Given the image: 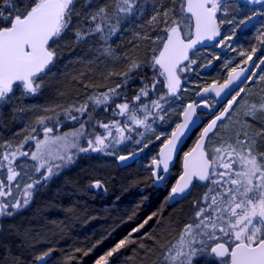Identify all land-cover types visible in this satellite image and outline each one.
I'll return each instance as SVG.
<instances>
[{"label":"snow or ice","instance_id":"1","mask_svg":"<svg viewBox=\"0 0 264 264\" xmlns=\"http://www.w3.org/2000/svg\"><path fill=\"white\" fill-rule=\"evenodd\" d=\"M114 2L116 15L115 23H112L114 17L110 14V5L85 0L84 8L87 11L83 15L87 23L83 30L76 31V39L98 36L106 44L118 33L124 17L133 14L136 0ZM261 2L262 0H244L246 4ZM0 5H3V9H0V104H3L10 100L17 89L25 96L38 92L41 86L38 78L47 74L56 56L53 44L71 27L73 16H80L81 12L77 11V0H0ZM221 7L222 0H161L155 5L146 23L153 30H156V25L163 26L162 31L166 35L156 37L161 44L158 54L157 49H152L154 55L147 64L131 61L127 71L120 73L123 82L90 98L92 105L85 103L65 109V118L77 122L79 127L55 137V141L60 142L59 152L62 153L57 154L55 159L62 163H49L52 154L46 145L53 129L45 121L52 119L51 117H38L36 121L43 129L44 140L28 134L17 146L7 142L0 144V149H3L0 151V169L7 171L6 183L0 179V200H3L0 202V217L12 216V210L26 207L34 188L42 180L47 181L56 174L54 168L59 169L73 162L74 149L81 153L91 151L110 155L106 151L111 147L109 138L116 144L129 139L124 134L125 130L129 133L134 130L129 127V122L135 128L151 129L152 125L147 123L150 118L153 122L157 119L163 121L165 117L162 113L167 112V97L178 98L177 90L181 84L179 73L190 70V65L196 62L190 60L189 50L205 40L212 41L221 35L220 25L225 23L217 17ZM186 25L189 28L194 26V38L187 41L184 38L189 35L185 31ZM144 38L148 36L145 35ZM231 39L232 35L223 38ZM256 52L255 47L249 53L242 52L241 55H246L244 63L252 62V67L256 68L264 65V58L257 57L259 63L253 60ZM101 55L111 57L114 53L110 47H104ZM184 61H189V64L181 67ZM227 66L226 64L225 67ZM142 68L151 69V81L147 72L141 73ZM249 72L250 68L237 71L233 66L228 71L225 83L219 87H205L202 93H197L202 96L200 103L210 111L216 104L203 98L210 92L215 93L218 101L224 100L226 106L219 114L212 112L214 118L200 131L195 145L184 152L182 174L171 188L166 202L176 200L177 197L186 198V193L191 194L194 181L204 183L206 191L200 199L193 201V215L189 218L190 222L181 229L177 243L163 249L162 264H194L200 257L215 258L218 264H264V94L259 101L244 100L241 94L246 89L238 88L237 85L238 82L242 83L256 76V73L248 75ZM133 73L141 75L142 87L129 101L119 90L129 85ZM161 76L164 78L162 81L159 79ZM259 80L264 81V75H260ZM161 83L167 88V93L152 99L151 93ZM261 91L264 93V89ZM229 96L230 99L225 100ZM200 103H189L184 108L183 122L176 123L170 136H167V132L162 133L166 137L163 147L158 158L152 159V177L156 183L166 179L161 170L162 173L170 172L174 154H179L184 137L191 131V125L195 123L193 117ZM101 106L104 112L111 111L113 117L120 116L124 120L104 122L95 119L94 110ZM237 109L242 110L243 117L234 120L233 115ZM73 112L79 115H72ZM88 125L92 126L93 131H86ZM98 129H103V132ZM36 131L35 127L31 129L32 133ZM213 137L217 141L209 151L208 142ZM34 139L36 150L31 153L24 151V145ZM81 139H86V147L80 144ZM156 139L159 140L160 136ZM136 143L139 144L140 141ZM19 157H27L34 164H19ZM128 158L124 155L118 157L120 161ZM29 170L39 173V176L33 177ZM25 176L28 180L22 184ZM13 185L17 191L22 188L19 197L13 192ZM91 187L107 191L100 181L94 182ZM9 197H13V200L9 201ZM156 215H148L105 255L97 259L95 264H110V258L116 257L125 249L136 253V248L131 247L137 245L133 234L141 233ZM132 218L129 216V220ZM143 238L154 242L156 239L146 232L143 233ZM138 247L144 249V252L142 255L136 254L140 255L141 264H146V258L152 253L153 247L142 242ZM52 251L53 249H48L36 255V264H46V258ZM152 264H161V260L153 261Z\"/></svg>","mask_w":264,"mask_h":264},{"label":"trees","instance_id":"2","mask_svg":"<svg viewBox=\"0 0 264 264\" xmlns=\"http://www.w3.org/2000/svg\"><path fill=\"white\" fill-rule=\"evenodd\" d=\"M160 2L161 0H136L133 14L124 17L119 25L120 31L105 44L98 36L76 39V31L83 30L87 23L83 15L87 11L84 8L85 0H77V11L81 12V15L73 16L71 27L53 44L56 56L47 74L38 78L41 88L35 95L27 96L17 89L7 103L0 104V144L7 142L13 146L19 145L24 138V128L27 133L35 127L37 131L34 134L43 136L42 127L36 123L38 117L52 118L45 123L53 129V139L64 130L70 132L72 127H79L77 122L65 118V109L70 106L79 107L85 103L92 105L90 98L123 82L120 73L127 71L131 61L147 64L154 55L152 49H157L158 53L161 44L156 37L166 34L162 31V25H156V30H153L146 21L151 16L153 7ZM235 2L240 5L237 0ZM95 3L110 5V14L114 17L112 23H115L114 0H95ZM178 7L177 5V9ZM0 9H3V5H0ZM259 27L255 34H243L248 40H239L240 54L249 53L248 43L253 39H264V21ZM145 35L148 38H144ZM104 47H110L114 55H101ZM213 47L190 54V60L196 62L190 65V70L179 73L181 93L177 94L178 98L167 97L165 103L168 111L173 108L171 105L178 101L174 107L177 109L172 118L169 114L164 116V120L160 121L161 126L171 129L179 121L187 102L194 99L200 88L222 81L223 77L213 79L212 72L206 70L207 61L211 60L212 56L217 58L212 54ZM220 56H223V53ZM237 56L232 62H236V58H239ZM188 64L189 61L186 65ZM150 71L148 68L141 69V73H148L149 81ZM140 87L141 75L133 73L129 85L119 91L131 101ZM166 93L167 88L161 83L158 84L157 90L151 93V98L156 99ZM39 111H44L45 115H41ZM72 115L79 113L73 112ZM93 115L95 119L104 122L118 117H113L111 111L104 112L103 106L95 108ZM123 120L124 118L121 121ZM86 131H93L92 126L88 125ZM196 137L197 135H194L187 141L184 150L190 148ZM55 142L53 146L57 147V141ZM35 143V140H29L23 150L33 152ZM161 144L162 142L155 138L145 140L139 145L141 147L131 153L136 155V158L129 165H121L118 159L117 164L113 166L98 167L91 152L76 157L74 155L73 162L67 164L69 167L57 171V174L47 181H42L43 183L33 190L30 203L26 207L17 210L12 216L0 218V264H36L34 257L48 249L53 251L46 264H95L97 259L105 255L115 243L127 236L131 229L152 213L157 215L141 233L133 234L137 245L131 247L136 248V253L140 255L144 249L138 247L139 243L153 247L152 253L146 258V264L157 261L159 251L186 220L189 208L187 202L167 206L165 196L150 186V166ZM81 145L87 146L85 139H81ZM24 159L27 161L18 159L17 163L34 164L29 158ZM137 162L140 165H137ZM4 170L0 169V179L6 183ZM29 171L33 177L39 176V173ZM178 174L179 166H175L168 182H174ZM27 180L28 177L25 176L22 184ZM96 181H100L107 191L92 188L91 185ZM14 192L19 197L18 191ZM129 216L133 218L129 220ZM145 232L155 237V242L152 239H144ZM85 252L88 254L85 255ZM136 253L125 249L116 257L110 258V261L112 264H141L140 255ZM130 257L132 259H129Z\"/></svg>","mask_w":264,"mask_h":264},{"label":"rangeland","instance_id":"3","mask_svg":"<svg viewBox=\"0 0 264 264\" xmlns=\"http://www.w3.org/2000/svg\"><path fill=\"white\" fill-rule=\"evenodd\" d=\"M235 1L236 0H222L221 10L217 12L219 20H223V21H225V23L220 25L221 26V32H220L221 35L219 36L216 45H214V47L212 49V53H214L216 55V57H219V59H217V58L211 59V60L209 59L206 63V70L207 71L210 70L209 72H212V63L214 64V66L216 68L215 72L213 71L211 74L213 79H217V78H221V77L224 78L225 76H223V75H226L224 73H228V71L230 70L231 67H233L237 63H240V61L245 58V55L240 54V48H241L240 41H247L248 40V37L243 36V34H245L242 31L244 23H241V21L245 22L247 14L245 13V10L242 8V6H240ZM258 12L261 14V16H263L264 15V6L261 7V9H259ZM258 12H257V14H258ZM260 20H261V22L259 24L262 25L264 18L262 17ZM227 21H231V23H228ZM258 29H259V26L257 24V25L252 27L251 33L255 34V32H258ZM185 31L189 33V35L185 36V38H188L191 34V28H189L188 25H186ZM227 35H232V39L231 40H223V38ZM222 40H223V44L220 43ZM249 46H250V44H249ZM222 53H223V56H220ZM236 56L239 58H236L237 59L236 62H232L233 58H235ZM197 60H199V59H197ZM226 64L228 65L227 67H225ZM150 73H151V71H150ZM253 73H256V76H254L251 80H247L246 83L242 86L243 88L246 89V91H245V93H242L241 95L244 97V100H247V101H259L261 95L264 94L261 91L262 89H264V81L259 80V76L264 75V72L260 73L258 68H256ZM179 77H181V74H179ZM149 78H151V74H150ZM223 78H222V81H223ZM159 79L162 81L164 78L161 76V77H159ZM150 81H151V79H150ZM40 88H41V86H40ZM178 93H181L180 88L177 91V94ZM184 93H186V91ZM177 103H178V101H176V103L171 105V107L173 106V108H169L167 113L162 114V115L166 116V114L167 115L169 114V115H171V118H172L174 116L176 109H177V108H174L175 106H177ZM212 103H213V101H212ZM241 104H243V101L241 102ZM40 110H42V109H40ZM39 112L41 115H45L44 111H39ZM242 117H243L242 110L237 109V112L234 113V115H233V119L235 120L237 118H242ZM122 118L123 117L118 116L115 120H122ZM147 123L152 125L151 129H146L143 127L135 128V126L131 124L129 127H133L134 130L130 133L125 130L124 134L130 138L125 140L123 143L116 144L114 142V140L110 137L109 143L111 144V147L106 150L107 152L111 153L110 155L105 154L103 152H91L90 151L91 152L90 154L94 155L93 159H95L97 161L96 166H98V167H100L101 165L104 167L113 166V165L117 164V160H118V157L120 155L127 156V155L131 154L133 151L135 152L137 147H141L139 145H141V143H144L145 140H149L151 138L156 139V137L158 135L160 136L159 141H161L163 144V141L166 139V137L164 135H162V133L167 132V136H170L171 131L175 128L174 126H176V124H175L174 126L171 127V129H166L165 127L161 126L160 120H158V119L155 120V122H153V120H150V121L148 120ZM73 129H74V127H72V129H70V132ZM24 131H25V128H24V130H22V133L24 134V136L31 134L32 136H34L38 140H39V138L40 139L43 138L42 140L45 139L43 131H42L43 136H39V137L36 136L34 133H32L31 130L28 131L27 133ZM98 131L103 132V129H98ZM221 131L223 132V129ZM64 133H68V130H64L63 133H60L61 135L60 134H57V135L63 136ZM140 133H143V135H140ZM53 136H55V135H53ZM53 136L51 133L49 134L48 143H47L46 147L48 149H50L51 154H52V158L50 159L49 163L54 165V164L62 163L61 161L55 159V156L57 154H62V153L59 152V149L61 147L60 142H57V144H58L57 147L53 146L56 143L55 139H53ZM58 136H56V137H58ZM22 141H23V139L19 142V144ZM136 141H140V143L137 144ZM216 141H217V138L213 137L212 140L208 142L210 145L209 151H211V146L215 145ZM80 144H81V141H80ZM85 144H86V139H85ZM35 150H36V147H34L33 151H35ZM142 150L144 151L145 147H143ZM73 152L75 153V157L82 155V154H85V153H81L75 149L73 150ZM87 154H89V152ZM24 158H26V157H19L18 159H23L24 161H27V159H24ZM137 163H138L137 165H140L139 162H137ZM66 167H69V166L68 165L63 166L59 169L54 168V172L57 174L58 173L57 171L62 170L63 168L66 169ZM135 169H138V168L135 167ZM150 170H151V166H150ZM4 171L6 172V174H5V177H6L7 171H6V169ZM39 185H37L36 187H38ZM36 187L34 188V190L36 189ZM12 190H13V192L17 191V189L15 188V185L12 186ZM21 194H22V189L20 190V192L18 191V196H20ZM8 200L12 201L13 199H12V197H9ZM0 202H3V200H0ZM20 210H22V209H20ZM12 211H13V213H15L17 210H12ZM6 217H8V216H5L4 218H6Z\"/></svg>","mask_w":264,"mask_h":264},{"label":"flooded vegetation","instance_id":"4","mask_svg":"<svg viewBox=\"0 0 264 264\" xmlns=\"http://www.w3.org/2000/svg\"><path fill=\"white\" fill-rule=\"evenodd\" d=\"M239 3H240V5L242 6V8L245 10V13L247 14V16H246V20H245V22H244V24H243V33H245V34H249V33H251V31H252V27L253 26H255V25H257L258 24V26L260 25L259 23V21H260V17H263L264 18V15L263 16H261V14L258 12V10L259 9H261V7H263L264 6V3L262 4V5H260V6H258V7H248V6H246L245 4H243L242 2H240L239 0H237ZM258 12V14H257V12ZM249 17H251V19L252 18H255L254 19V21L250 24V25H246L248 22H249ZM260 28V27H259ZM244 34V35H245ZM262 41H264V39H262L261 40V42L259 41V40H255V39H253L252 41H250V51L249 52H251V49L253 48V47H255L256 49H257V52H256V55L254 56V58H255V61H256V63H259V61L256 59L257 57H260V58H264V43H262ZM214 45V44H213ZM213 45L211 46V47H213ZM201 50V49H200ZM158 54V53H157ZM212 54H214V53H212ZM212 59H215L214 58V56H212ZM245 59H246V55H245V58L243 59V60H241L240 61V63L239 64H237L236 66H234V67H236L237 69L238 68H242L243 66H244V61H245ZM215 66H214V64L212 63V72L214 71L215 72ZM256 69V67H253L252 68V71H251V73H253L254 72V70ZM258 70L260 71V73L261 72H264V65H262L261 67H259L258 68ZM228 75V74H227ZM227 75H226V77H227ZM226 77H225V79H226ZM224 79V80H225ZM224 80L222 81V82H224ZM222 82H220V83H222ZM210 102H212V100H209ZM221 109V108H220ZM220 111V110H219ZM204 118V117H203ZM212 117H208V116H206V118H204L205 119V123L206 122H208L210 119H211ZM202 128V127H201ZM201 128L199 129V130H197L196 132H194L193 134H192V136L191 137H194V135H197V137L199 136V133H200V131H201ZM190 137V138H191ZM196 137V138H197ZM196 140V139H195ZM195 140L193 141V143H192V145L194 144V142H195ZM192 145L190 146V148L192 147ZM190 148H188L187 150H182L181 152H180V155L178 156V158H177V160H176V162H175V165H174V167H173V169L175 168V166H179V174H178V176L180 175V173H181V161H182V156L184 155V152H186V151H188ZM152 165V164H151ZM172 169V170H173ZM151 173H152V170H151ZM150 173V176H151V181H150V186L152 187V188H154L155 189V191H157V192H161L164 196H165V201H166V198L169 196V194H170V191H171V188L174 186V183H175V181H176V179L178 178V176L175 178V180H174V182H172V183H169L168 182V180H169V178H170V175H171V173H172V171H171V173H170V175L168 176V178L163 182V184H162V186L161 187H154L153 186V184H154V180H153V177H152V174ZM206 191V187H205V185H199V184H197V183H195L194 184V186H193V188H192V190H191V194L189 195H187L186 196V198H182L180 201H178V202H174V203H172L171 205H169L168 204V202H166V205L167 206H173V205H181V204H183L184 202H187L188 203V205H189V208H188V215H187V218H186V220L180 225V227L178 228V230L176 231V233L167 241V243L162 247V249L159 251V256H157L156 257V260H158V259H160L161 260V264H162V254H163V249L164 248H167V247H170L172 244H175V243H177V241H178V239H179V234H180V231H181V229L183 228V226L186 224V223H188V222H190L189 221V218L193 215V201H195V200H197V199H200L201 197H202V194L204 193ZM194 264H218V261L215 259V258H211V257H200V258H198L197 260H195L194 261Z\"/></svg>","mask_w":264,"mask_h":264},{"label":"water","instance_id":"5","mask_svg":"<svg viewBox=\"0 0 264 264\" xmlns=\"http://www.w3.org/2000/svg\"><path fill=\"white\" fill-rule=\"evenodd\" d=\"M239 1L242 2L243 4H245V5L248 6V7H258V6H260V5H262V4L264 3V0H262V2L259 3V4H246V3H244V0H239ZM254 19H255V18L250 19L249 22H248L246 25H247V26L250 25V24L254 21ZM192 38H194V26L191 27V34H190V36H189L188 38H186L185 40L187 41V40L192 39ZM217 38H218V36L215 37L212 41H207V40H205V41H203L202 43L197 44L193 49L189 50V56H190L191 53H193V52H195V51H197V50H200V49H208V48H210V47L213 45V43L217 40ZM253 60H255L254 57H253ZM187 62H188V61H184V64H183V65H186ZM183 65H181V67H182ZM242 68H243V69H249V68H250L251 71H252V68H253V67H252V62H249L248 64H245V63H244V66H243ZM240 69H241V68H238L237 71H239ZM247 74L250 75L251 72H249V73H247ZM227 79H228V75H227L225 81H226ZM225 81L222 82V83L214 82V83H211V84H209L208 86H205V87H211V86H213V85H215L216 87H219L221 84L225 83ZM246 81H247V80H244L242 83H239V82H238L237 87H238V88H239V87H242V85H243ZM205 87L200 88V89L196 92L194 99H193L191 102H189V103H200V101L202 100V96H201V95H198L197 93H202V90H203ZM203 98H204V99H208V100H212L213 103L216 104V107L213 108V109L210 111L209 109L204 108V107H203V104L200 103V106L197 107V109H196V114H195V116L193 117V120L195 121V123H193V124L191 125V131H189V132H188V135H187L186 137H184V139H183V143L180 145V149H181L180 152L184 149V147H185L187 141L190 139V137L192 136V134H193L194 132H196L197 130H199L201 127H202V128H201V131H202L203 127H205V126L207 125V123L210 122V120H211L212 118H214L213 115H212V112H215L216 114H219V112L223 110V107L226 106L224 100H219V101L217 100V98L215 97V93H214V92H210L206 97H203ZM226 99H230V96H229V97H226L225 100H226ZM189 103H188V104H189ZM188 104H186L184 108H186V106H187ZM221 107H222V109L220 110ZM219 110H220V111H219ZM183 111H184V109H183ZM183 111H182V113H181V115H180V117H179V121H178V123L183 122ZM202 115H206V116H208V117H212V118H211L208 122L205 123V120L203 119ZM170 135H171V134H170ZM198 138H199V136L197 137V139H198ZM197 139H196V140H197ZM196 140H195V142H196ZM195 142H194V144L192 145V147L195 145ZM161 147H163V144L159 147V149H158V151H157V157H156V158H158V156H159V153H160V149H161ZM192 147H191V148H192ZM191 148H190V149H191ZM190 149H189V150H190ZM180 152H179L178 155H177V154H174L173 162L170 164V172H169V173H162V170H161V174L165 175V176H166V179H167L168 176L170 175V173H171V171H172V169H173V167H174V165H175V162H176L178 156L180 155ZM128 157H129V158H128L126 161H120V160H119V163H120L121 165H129V164H131V163L134 161V159H135L136 156H135V155H130V156H128ZM182 161H183V156H182ZM182 161H181V173H180V175L182 174ZM151 169H152V165H151ZM151 174H152V173H151ZM180 175H179V176H180ZM179 176H178V178H179ZM178 178H177V179H178ZM166 179H165V180H166ZM177 179H176V180H177ZM153 180H154V184H153L154 187H161L162 184H163V182L165 181V180H164V181H162V182L156 183L154 177H153ZM175 182H176V181H175ZM195 183H197V184H199V185H205L204 183H201V182H199V181H194V184H195ZM205 183H206V182H205ZM174 185H175V183H174ZM192 188H193V186L191 187V190H192ZM187 195H188V194L186 193L185 196H187ZM182 198H184V197H177L176 200L168 201V204L171 205V204L174 203V202L180 201ZM49 258H50V256L46 258V261H47ZM110 264H112L111 261H110Z\"/></svg>","mask_w":264,"mask_h":264},{"label":"bare ground","instance_id":"6","mask_svg":"<svg viewBox=\"0 0 264 264\" xmlns=\"http://www.w3.org/2000/svg\"><path fill=\"white\" fill-rule=\"evenodd\" d=\"M130 155H132V154H129V155H127V156H130Z\"/></svg>","mask_w":264,"mask_h":264}]
</instances>
